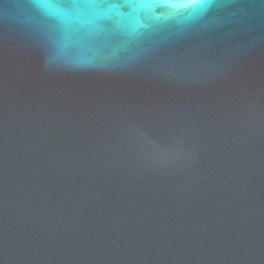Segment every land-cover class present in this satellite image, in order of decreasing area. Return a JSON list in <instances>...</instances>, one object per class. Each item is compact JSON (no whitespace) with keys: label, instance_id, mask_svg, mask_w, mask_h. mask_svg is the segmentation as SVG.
<instances>
[{"label":"water","instance_id":"obj_1","mask_svg":"<svg viewBox=\"0 0 264 264\" xmlns=\"http://www.w3.org/2000/svg\"><path fill=\"white\" fill-rule=\"evenodd\" d=\"M95 2L0 3V264H264L260 6Z\"/></svg>","mask_w":264,"mask_h":264},{"label":"snow or ice","instance_id":"obj_2","mask_svg":"<svg viewBox=\"0 0 264 264\" xmlns=\"http://www.w3.org/2000/svg\"><path fill=\"white\" fill-rule=\"evenodd\" d=\"M3 2L4 0H0V3ZM26 2L41 10L46 20L61 33L77 32V25L82 13L99 6L95 0H26ZM219 2L240 9L259 5L261 14L264 15V0H219ZM197 3L212 7L217 4V0H197Z\"/></svg>","mask_w":264,"mask_h":264}]
</instances>
